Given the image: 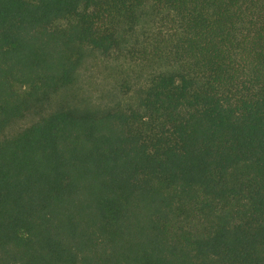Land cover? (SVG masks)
Here are the masks:
<instances>
[{"label": "trees", "instance_id": "trees-1", "mask_svg": "<svg viewBox=\"0 0 264 264\" xmlns=\"http://www.w3.org/2000/svg\"><path fill=\"white\" fill-rule=\"evenodd\" d=\"M0 264H264V0H0Z\"/></svg>", "mask_w": 264, "mask_h": 264}, {"label": "rangeland", "instance_id": "rangeland-1", "mask_svg": "<svg viewBox=\"0 0 264 264\" xmlns=\"http://www.w3.org/2000/svg\"><path fill=\"white\" fill-rule=\"evenodd\" d=\"M115 75L107 69L105 65L95 61L89 62L83 70L80 80V92L85 98L92 102L104 104L114 100L111 92L116 88ZM36 119L34 117L26 118L16 123L9 134L29 126Z\"/></svg>", "mask_w": 264, "mask_h": 264}]
</instances>
